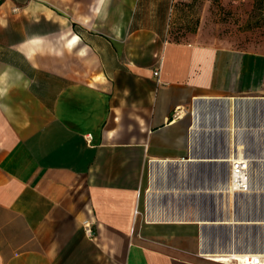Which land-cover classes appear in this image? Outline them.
Listing matches in <instances>:
<instances>
[{
    "label": "crops",
    "instance_id": "obj_1",
    "mask_svg": "<svg viewBox=\"0 0 264 264\" xmlns=\"http://www.w3.org/2000/svg\"><path fill=\"white\" fill-rule=\"evenodd\" d=\"M176 1L0 0V264L264 254V210L228 191L264 147V28L174 40Z\"/></svg>",
    "mask_w": 264,
    "mask_h": 264
},
{
    "label": "rangeland",
    "instance_id": "obj_2",
    "mask_svg": "<svg viewBox=\"0 0 264 264\" xmlns=\"http://www.w3.org/2000/svg\"><path fill=\"white\" fill-rule=\"evenodd\" d=\"M247 2L252 4L251 10L246 13L248 18L244 16V5ZM236 26L241 31L264 28V0H177L173 3L169 19V32L174 40H178L186 31L230 34ZM208 107L207 119L214 121L219 116L220 106L211 103ZM241 154L250 160V167L255 175L252 184L256 189H264V147H242ZM238 203L242 208H247V212L261 213L264 210V194H239ZM238 235L241 243L252 247L260 245L261 238L257 232L248 237ZM225 237L221 235L219 239L224 242Z\"/></svg>",
    "mask_w": 264,
    "mask_h": 264
},
{
    "label": "built area",
    "instance_id": "obj_3",
    "mask_svg": "<svg viewBox=\"0 0 264 264\" xmlns=\"http://www.w3.org/2000/svg\"><path fill=\"white\" fill-rule=\"evenodd\" d=\"M153 77H158V71L153 72ZM229 179H228V191H232L234 194L237 193H248L252 187V171L250 167V161L247 158L243 159H228ZM83 228L86 234L91 233L89 223L84 222ZM236 264H264V258L261 256H248L241 262H233Z\"/></svg>",
    "mask_w": 264,
    "mask_h": 264
},
{
    "label": "bare ground",
    "instance_id": "obj_4",
    "mask_svg": "<svg viewBox=\"0 0 264 264\" xmlns=\"http://www.w3.org/2000/svg\"><path fill=\"white\" fill-rule=\"evenodd\" d=\"M231 101H232V99H230L229 103ZM230 106H232V104H230ZM241 149H242V146L239 145L237 147L238 156L237 155L234 156V157L232 156L231 158H233V159H235V158H237V159L245 158L241 154ZM257 255L261 256L262 258H264V254H262V253H257L255 255H251L249 252L241 253V252H235V251H230V252L229 251H218L215 254L210 255V257H211L210 259H212L213 262H220V263L222 262V263H225V264H229L231 262H241L242 260H244L248 256H257Z\"/></svg>",
    "mask_w": 264,
    "mask_h": 264
}]
</instances>
